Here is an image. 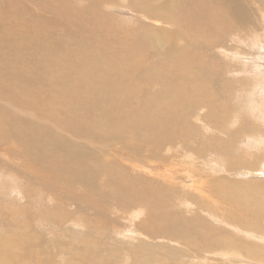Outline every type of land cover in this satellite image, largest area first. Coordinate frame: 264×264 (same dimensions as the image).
<instances>
[{"label": "bare ground", "instance_id": "obj_1", "mask_svg": "<svg viewBox=\"0 0 264 264\" xmlns=\"http://www.w3.org/2000/svg\"><path fill=\"white\" fill-rule=\"evenodd\" d=\"M6 1L7 6L0 4V145L5 146L0 153L12 145L9 151L25 162L9 170L0 164V264H185L181 257L195 259L191 252L204 257L205 246L222 249L223 258L239 254L236 237L214 235L209 227L200 236L195 216L184 218L171 209L173 197L152 196L137 177L113 166L102 143L122 141L126 152L133 148L134 158L156 159V168L167 165L175 147L197 157L217 155L225 163L224 173L251 172L254 162L263 167L264 0H219L220 5L214 0H165L155 6L157 0H145L143 7L136 2L134 14L143 20L134 26L104 14L106 5L124 2L126 7L127 0H96L86 8L88 14L82 10V19L76 17L73 0H28L39 11L76 25L72 31L55 21L35 22L26 10L20 13L16 1ZM249 2L258 3L256 12L247 10ZM165 4L169 10H158ZM223 40L229 46L217 52L227 62L211 56ZM83 135L98 142L70 141ZM91 145L92 151L102 152L99 157L88 155L86 146ZM67 158L77 161L71 164ZM102 182L110 183L114 198L119 196L120 209L98 194ZM216 186L217 196L220 192L221 200L242 212L240 218L228 216V225H236L245 238L262 241V234L248 224L257 216L264 225V194L249 188L241 194L230 183ZM134 201L143 203L148 214L138 223L140 233L135 227L137 234L162 244L178 243L180 251L168 244L151 251L154 244L140 240L120 255L122 249L109 242L118 229L113 220L140 206ZM84 204L96 221L80 215ZM185 205L188 211L190 204ZM143 208L124 217L133 221ZM75 226L84 231L70 237ZM241 249L247 254L243 263L256 259L264 264L260 248L242 244Z\"/></svg>", "mask_w": 264, "mask_h": 264}, {"label": "rangeland", "instance_id": "obj_2", "mask_svg": "<svg viewBox=\"0 0 264 264\" xmlns=\"http://www.w3.org/2000/svg\"><path fill=\"white\" fill-rule=\"evenodd\" d=\"M13 1L17 2L14 5L17 8H20L19 9L20 13H22L23 11L26 10V14L27 15L30 14L33 21H35V22H37V19L39 21L38 23H41V21H46V22L55 21V22H57L59 28L62 29V27H60V25H61V26L65 27L64 29L66 31H72L75 27L77 29L76 25L68 26L65 21H61L62 19L59 16L54 15V13H51V12L46 13L43 11L41 12V10L39 11L38 10L39 6L36 4L33 5L28 0H13ZM45 1H50V0H45ZM60 1H62V0H60ZM95 1L96 0H73L71 2V5L73 7H76L78 10V14L76 15V17L78 19L83 18L82 10H84L86 12V14H88L86 8L88 6H90L92 3H94ZM129 1L132 2V8L129 7L130 6ZM164 1L165 0H157L153 3V5L155 6L158 4H162ZM175 1L176 0H171L170 3L174 4ZM214 1L216 2V5L222 4V2H220L219 0H214ZM227 1H233V0H227ZM116 2H118V1H116ZM136 2L141 7H143L145 4V0H127L126 7H125L124 2L111 3L109 6H107V5L105 6L104 14L107 17L113 18L118 23H121V24L126 25V26H134V25L138 24L137 22L143 20L142 18H140L141 15H140V17H138L134 14V11L137 9ZM5 3L7 6L6 0H0V4H5ZM151 3H152V0L149 2V4H151ZM185 4H187V3H184L182 5H185ZM257 4L258 3H250L249 2L250 6L247 7V10H249V11L254 10L256 12L257 11ZM259 5L262 6V4H259ZM21 6L24 7L25 9L22 10ZM52 6H56V5L52 4ZM169 9H170V5H166V4L158 8V10H161V12H163V11L166 12ZM26 14H25L24 19L28 20L29 17H26L27 16ZM59 19H61V20H59ZM71 20L72 19L68 18V21H71ZM133 22H135L136 24ZM255 24H256V18L252 17V25H255ZM187 34H188L189 40L195 41L196 38L189 36L191 34V32L189 33L187 31ZM69 38L71 40L70 36H69ZM223 42H224V40L222 41V44L219 47L215 48L216 50L214 49L216 54L213 55V53H212L211 56L212 57L214 56L215 58H217V57L220 58V62H222V60L224 62H227V60H226L227 57L225 55H221L219 52H217V51H219L220 47H228L229 46V43L227 40H225V44ZM60 44L67 45L64 43V41H62ZM110 46H111V43H109L106 47L108 48ZM231 46H235V43L232 42ZM239 48L245 49V51H246V48L243 46H240ZM257 52L258 51L254 52V54H252V56L257 55ZM218 54H219V56H218ZM252 56H251V58L255 59L256 56L254 58ZM221 58H222V60H221ZM235 61L236 60H234L233 62H235ZM236 63H238V62H236ZM257 64H260V63L257 62ZM238 65L239 64H236L237 68H238ZM237 76L238 75L235 74L234 77H237ZM38 80H40V79H36V82ZM38 90H39V86L36 88V90H34V94H36V92H38ZM239 100L241 101V98ZM245 112L247 115H248V113L251 114L250 110H248V112L247 111H245ZM61 117H63V116H61ZM252 117L253 116H251V117L249 116V118L252 119V121H255L257 124H259V120L254 118V117L252 118ZM104 140L105 139L101 140L100 142L102 143V141L104 142ZM70 141H73L75 143H82V144H86V143L92 144V143H95L96 141L98 142L97 139H90L84 135H83V137H80L78 139H70ZM131 143H134V142L132 141ZM102 144H104V147L106 148L104 150L105 154L107 153V155L109 157V159H107V160L110 161L111 163H113V166H115L117 169L124 170V171L134 175L135 177H137L138 180L142 181L150 189L152 196H154V197H158V196H161V197L171 196V197H173L176 201V204L173 207H171V209H175L176 211L181 213L184 218L195 216L197 218V220L199 221V224L196 226L195 229L200 236H204V233L207 232L205 228L209 227L211 229L210 232L214 235H221V234H225V233L231 234L232 236L236 237V240H238L239 245H238V248L236 249V251L240 255L236 254L235 257H233V258H225V257L223 258L220 255V253L222 252V249H210L209 247L205 246L204 251L202 252V256H204V257H198V255L195 252H191L192 255L193 254L196 255L195 259L193 256L192 257H181V260H183L182 263L185 262V264H245L243 262L245 261L244 258L247 257V254L245 251H242V249H241L242 244H247V245H250L252 247L260 248L261 252H264V239L261 241L260 239H257V238L253 239L254 237H248L247 236L245 238L242 236V234L240 232H238L234 228L236 225L235 226L234 225H228L227 220H225L226 218L228 219V216L231 215V216L240 218L241 217L240 214L242 212L238 211L235 207H233L232 204H229V203L221 200L218 197V196H220V192H218V196H217L216 191H215L216 189L217 190L219 189L220 186H216V185H217V183L220 182L223 184V186L230 183V187H232V188L237 187V189L235 191L240 192L241 194H243V192L245 191L246 188H249V189L254 190V191L259 190L264 194V166L259 167V163L254 162L253 164H254L255 168L252 169L253 170V171H251L252 173L247 171V170L245 171V173L240 172L239 169H236V172L234 170H232L234 173L232 171H228L229 172L228 173L227 170L224 173L225 163H223V165H222L221 163L224 161H222V160L217 161L216 160V158L218 159L217 155L215 156V154H213L211 152H210L211 153V155H210L209 152H206L204 154L206 157H204V155H203V157H201V155H198V157H197L196 154H190V153H187V151H184V150L181 151L180 148L175 147V149H174L175 155H172L170 157L169 161L167 162V165L165 167H162V168H156L155 166L158 165L156 159H154V158L151 159V158H148L147 156H145V158H143V156H141V158L140 157L134 158L132 156V153H131L133 151V148L129 147L128 151L126 152V150L122 148V147H124L122 141L119 142V141H117V139H114V138L113 139H106V141ZM135 144H136V142H135ZM0 146L5 147L4 145H0ZM244 146L242 145V147H244ZM86 147L89 149L88 155L92 154V155L99 157L102 154V152L99 149H95L94 151H92L91 147L94 148L93 145L86 146ZM9 149H13V146L11 145ZM9 149L6 152L0 153V164H4L3 167L6 170H9L7 168H15L17 165L25 162V160L20 159V157L18 155H16L14 152L11 153L9 151ZM3 153H8L9 155L3 156ZM121 153L125 154V155H123L124 157H126L128 159H133V160H130V161L124 160L123 159L124 157L120 156ZM142 155H147V153L142 152ZM259 155H261L260 160H263L262 159L263 154H261V152H259ZM263 158H264V155H263ZM67 160L71 164H73L75 161H77L75 158L73 160H70L69 158H67ZM238 160L243 162L242 158H240ZM196 161H198V163H200V164H195V163H197ZM215 161L217 163H220V164L217 165V163H215ZM105 164L108 165L107 163H105ZM214 165H216V167L218 166L217 167L218 169L215 168ZM212 166H214V167H212ZM213 168H215V169H213ZM195 169H196V171H194ZM213 170H215L216 172ZM0 174H2L1 173V167H0ZM194 180H196V181H194ZM201 180H203V182H201ZM237 183H242V184H237ZM243 183H244V187L245 186H247V187L241 188V187H243ZM197 184H200V185H198V189L196 187ZM201 184H202V187L204 186L203 184H205V186L202 188ZM206 185L209 186V188ZM98 186H99V193L98 194H100L104 198L107 196L109 198L108 203L113 204L114 207L120 209V205L118 203L119 196L117 198H114L113 190H111L112 187L110 186V183H107V182L103 183L102 182V185H98ZM199 187H200V189H199ZM205 188H206V190L207 189L208 190L206 191ZM239 188H241L242 190ZM200 190H201V192H200ZM204 190H205V192L202 193ZM198 192L201 193L200 195L204 196L203 197L204 201L200 198ZM212 200L214 202L211 203L210 201H212ZM185 201H187L188 204H190L188 211L185 210V207H186ZM214 203H215V206H212V204L214 205ZM133 205H135V206L140 205V206L129 209V211H127V213H130V212H132L138 208L144 207L143 203L138 202V201H134ZM210 206H212V207H210ZM70 208L75 209V205L70 206ZM81 208H82V212L80 213V215L85 216L88 214L89 215L88 217H91V219L96 221L97 215L95 214V216H94L93 215L94 212L92 210L86 209L85 204L82 205ZM127 213H124L125 215L122 216V218L124 220H122V218H117V221H115V219H114L115 216H112L113 218L111 217V219H114L113 220L114 225L112 223L114 230L116 227H118V229L116 228V230L112 234V239L109 242L111 244L113 243V245H117V247L122 249L119 251L120 255L122 254V256H124L123 250H125V246H127L129 244H133V245H135V247H137L136 245L140 243V240L142 242L145 241V243L151 242V244H154L151 247V251H157L160 248L162 241L157 240V239H153V240L149 239V237L147 238V236L143 235V233H142V235L141 234L139 235L140 230L137 228L138 223L140 221H146L147 220L148 214H147L146 210L143 208L140 211L138 218L134 219L133 221H131L129 218L124 217V216H126ZM118 215L121 216L120 214H118ZM151 223H153V220L151 221ZM130 224H131V226H130ZM116 225H118V226H116ZM125 225L127 227H125ZM123 227H124V229H123ZM135 227L137 228V230H139L138 234H137V230ZM248 227H249V230L255 231L259 234H262V236L264 237L263 221L260 218H258L257 216H255V218L252 220V222L248 224ZM133 228L136 230V232L134 231ZM71 229H72V232L70 234V237H76L81 232L84 231V228H82V227L79 228L78 226H75ZM127 229L129 230V232ZM124 230H125V233H124ZM131 231L133 232V234ZM121 232H123V233H121ZM166 244H168V245H166ZM177 244H175L173 242L172 243L163 242L162 245H166L165 247L171 248L173 251H176V250L180 251L179 248H182L183 246L177 245ZM38 245H39V243L37 244V246ZM238 256H241V258L236 259V258H238ZM255 260H251V264H258L255 262Z\"/></svg>", "mask_w": 264, "mask_h": 264}]
</instances>
